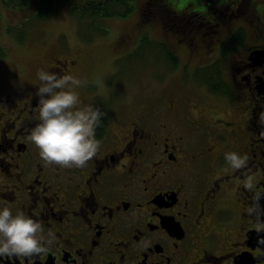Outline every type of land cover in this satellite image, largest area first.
I'll use <instances>...</instances> for the list:
<instances>
[{
	"label": "flooded vegetation",
	"instance_id": "flooded-vegetation-1",
	"mask_svg": "<svg viewBox=\"0 0 264 264\" xmlns=\"http://www.w3.org/2000/svg\"><path fill=\"white\" fill-rule=\"evenodd\" d=\"M176 2L138 21L157 24L179 60L175 72L149 96L92 101L106 115L95 133L100 150L84 168L42 160L27 140L39 122L41 82L6 74L0 209L38 219L52 245L0 264H264L256 227L264 226V0ZM52 65L82 82L80 94L89 80L82 58H55L43 70ZM112 105L120 106L117 133ZM229 152L247 154V167L231 169Z\"/></svg>",
	"mask_w": 264,
	"mask_h": 264
},
{
	"label": "rangeland",
	"instance_id": "rangeland-1",
	"mask_svg": "<svg viewBox=\"0 0 264 264\" xmlns=\"http://www.w3.org/2000/svg\"><path fill=\"white\" fill-rule=\"evenodd\" d=\"M71 1L59 3L54 17L35 20L28 10L20 6L8 7L0 0V87L8 72L17 73L27 81L55 58L80 57L86 66L83 75L89 79L84 88L91 90L86 93L80 88V106L91 105L98 99H109V105L115 104L117 99L128 102L149 96L151 91L162 90L164 83L159 81L168 79L175 71L170 62L162 59L164 55L160 52L163 50L159 45L162 31L157 24L154 27L144 23L138 27L141 21L137 12L129 17L111 16L92 23L87 18L78 19L70 11L74 2L83 0ZM144 1L139 0V5ZM25 23L32 25L22 30L19 25ZM10 25L16 26L14 33L7 32ZM18 33L22 34L20 39ZM125 37L129 41L122 44ZM178 49L184 57V49ZM56 70V65H52L49 73H56ZM119 107L112 108L111 132L114 133L119 129L116 121Z\"/></svg>",
	"mask_w": 264,
	"mask_h": 264
},
{
	"label": "clouds",
	"instance_id": "clouds-1",
	"mask_svg": "<svg viewBox=\"0 0 264 264\" xmlns=\"http://www.w3.org/2000/svg\"><path fill=\"white\" fill-rule=\"evenodd\" d=\"M41 82L36 91L39 106V122L27 136V140L39 149V156L47 165L61 168H84L100 150L101 142L96 138V129L102 126L105 116L99 107L82 104L74 91L82 82L72 75H60L40 70ZM71 82V83H70ZM233 170L247 167L249 156L241 157L236 152L225 155ZM244 187L253 189V176L247 175ZM259 194L253 198L259 200ZM247 211H250L247 210ZM257 229L264 226L256 225ZM43 224L23 212L13 214L8 206L0 209V258L32 260L46 254L52 241H45ZM49 236L54 233L48 232ZM264 243V241H261Z\"/></svg>",
	"mask_w": 264,
	"mask_h": 264
},
{
	"label": "trees",
	"instance_id": "trees-1",
	"mask_svg": "<svg viewBox=\"0 0 264 264\" xmlns=\"http://www.w3.org/2000/svg\"><path fill=\"white\" fill-rule=\"evenodd\" d=\"M8 7L20 6L25 10H28L32 14H34L35 20H46L54 17L57 14L59 3L63 1H71V0H1ZM170 1L172 0H145L141 5H139V0H83L74 2L72 4V8L70 11L73 12L78 19L87 18L88 20H92V23H99V19L111 16L118 17H129L132 16L133 13L137 12L138 16L140 15L142 20L145 19L143 13L144 12H154V11H165V10H173L172 6H170ZM176 2V0H173ZM72 2V1H71ZM177 4V2H176ZM2 14L0 12V19ZM18 25V24H17ZM32 25V23L20 24V28L25 30L27 27ZM16 27V26H14ZM14 27L11 25L7 27L8 33H14ZM24 27H26L24 29ZM100 30L108 33V30L105 28H101ZM184 31V30H183ZM171 33L170 30H167L166 33ZM17 36L19 39L22 34L18 33ZM147 36V35H146ZM151 40V39H150ZM123 42L128 43V41L122 40ZM153 44V41H151ZM156 43V42H155ZM159 45L162 46V50L160 53L164 55L162 57L163 60L168 61L172 64V69L176 67L179 63V60H176L171 45L169 43L159 42ZM159 48V47H158ZM157 48V49H158ZM154 51L155 49L152 48ZM159 50V49H158ZM159 53V52H157ZM2 55L5 53L2 52Z\"/></svg>",
	"mask_w": 264,
	"mask_h": 264
}]
</instances>
